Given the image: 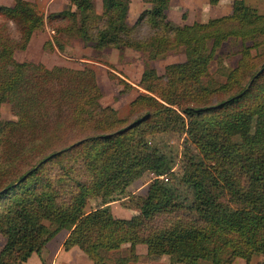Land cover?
I'll return each mask as SVG.
<instances>
[{"label": "trees", "instance_id": "16d2710c", "mask_svg": "<svg viewBox=\"0 0 264 264\" xmlns=\"http://www.w3.org/2000/svg\"><path fill=\"white\" fill-rule=\"evenodd\" d=\"M142 1L134 23L131 0H101L100 12L94 0H68L48 14L29 0L0 5V107L14 115L0 117V264L33 253L46 264V244L62 230L63 249L78 247L92 264L137 262L139 244L147 257L182 264H249L264 255V7L232 0L229 13L179 25L167 15L170 0ZM47 27L50 49L62 50L64 35L97 54L185 59L162 73L146 63L120 116L100 103L93 68L15 58ZM225 45L236 48L235 65L211 71ZM117 79L125 86L118 95L133 87ZM165 133L195 147L185 148L177 172L170 151L153 141ZM145 173V194L123 202L136 213H109L115 192ZM90 199L99 205L87 211ZM125 244L127 255L112 256Z\"/></svg>", "mask_w": 264, "mask_h": 264}, {"label": "rangeland", "instance_id": "374dc122", "mask_svg": "<svg viewBox=\"0 0 264 264\" xmlns=\"http://www.w3.org/2000/svg\"><path fill=\"white\" fill-rule=\"evenodd\" d=\"M232 0H219L214 6H211L209 0H170L169 7L167 10V15L174 23L183 25L191 24L193 22H204L209 18L220 16L229 13L231 10ZM247 3L254 5L258 10H262L264 7V0H246ZM95 9L101 11V0H94ZM66 4L63 6L65 7ZM62 7V8H63ZM147 7V4L143 3L142 0H131L127 21L129 23H134L139 13ZM57 12V11H55ZM48 14V13H47ZM143 28V33L145 32ZM53 32L47 27L43 31L36 32L27 48L23 51H17L15 53V58L19 61L30 60L34 62H41L46 67H52L54 65H64L68 67L81 68L84 66H89L94 69L97 81L102 90V98L100 103L105 105H111L117 110L120 116L126 114L128 110L129 102L137 95L138 90L136 89V82L134 77L140 72L142 68L146 66V63L150 67H154L158 73L164 71V67L170 63L182 62L185 56L182 53H167L163 58L145 62L144 58L137 51L132 49H125V54L120 57L116 49H110L103 51L100 54L95 53L89 47H84L78 39H66L64 35H61V40L63 42V49L58 50L56 46L53 49L49 47H44V43L52 38ZM54 45V43H53ZM236 50L235 47L222 46L216 53L215 58L211 64V71H214L217 65L221 62L226 65L233 66L236 63L237 55L233 52ZM234 54V55H233ZM126 61V62H124ZM127 63V66L122 64ZM121 66V67H120ZM119 75L123 76L121 78ZM118 78L124 80L130 86L123 95H118L119 91L125 86L118 82ZM132 81L133 83H130ZM139 89V88H138ZM0 117L4 120L14 119V115L11 113L10 106L8 104H2L0 107ZM154 143L159 146H165V150L170 151L172 160L171 166L174 172L179 169V160L182 156L185 148L195 150V147L188 141L184 134L177 133H165L160 134L153 140ZM151 175L145 173L141 178L132 182L124 190L121 189L115 192V200L110 202L107 206L109 213L116 217L128 218L135 211L126 208L123 202L131 201L137 195L145 194L148 186V182ZM171 185H176L178 194L184 195L187 193V189L181 185H178L174 180ZM123 190V191H122ZM99 205L97 199H90L86 205V210H90ZM65 230L59 232L53 239H61ZM4 238L0 236V246L3 244ZM50 254L45 259L46 264H54L53 257L58 255V262L55 264H69L70 261L74 264H84L81 260L83 253H81L78 248L75 247L74 251L70 253H63L60 249V241L49 245ZM128 248V247H127ZM140 248L146 249L145 245H140ZM74 249V248H73ZM129 251L123 248L122 251H114L112 256H121L123 254L127 255ZM124 255V256H125ZM60 256H65V258H60ZM78 262V263H77ZM264 262V255H254L252 256L249 264H259ZM72 263V264H73ZM23 264H43L41 258L33 253ZM231 264H246L244 259L236 258Z\"/></svg>", "mask_w": 264, "mask_h": 264}, {"label": "crops", "instance_id": "0c3cea01", "mask_svg": "<svg viewBox=\"0 0 264 264\" xmlns=\"http://www.w3.org/2000/svg\"><path fill=\"white\" fill-rule=\"evenodd\" d=\"M29 1H32L34 2L37 7L40 9V11H42L44 14H47L49 12H55V11H60L62 9V7L67 4L68 0H29ZM219 1V0H218ZM14 3V0H0V5H6V6H10ZM218 3V2H217ZM101 4V3H100ZM126 51V50H125ZM125 51H123V55L125 54ZM119 53V52H118ZM119 55V54H118ZM126 62V61H124ZM127 63H124L122 64L120 67L121 68H118V69H122L123 66H127L126 65ZM144 68H142L140 70V72L137 74V76L134 77V80H138L142 71H143ZM121 78H124L123 76L119 75ZM130 83H133L132 81H129ZM108 206V205H107ZM61 232V231H60ZM64 233L62 238L61 239H51L47 244H46V248H47V255L45 256V259L47 258V256L50 254V247L49 245H53V243H57V241H60V245H61V248L63 250V253H70L71 251H74V250H77L75 249V247H72L71 249L69 250H64L63 247H62V244H63V241L65 240V238L67 237L68 235V232L65 230V232H62ZM140 245H143V244H139V245H136L135 247V251L136 253L140 256V260L137 261V262H129L128 264H182V263H171L169 261V258L168 256L166 255H162V256H158L157 258H152V257H147L146 254H147V250L146 249H143V248H140ZM128 247V248H127ZM74 248V249H73ZM78 248V247H76ZM123 248H126L128 251H129V245L125 244L123 245L120 249H118L117 251H122ZM79 249V248H78ZM77 251H80L81 253H83L80 249L77 250ZM125 254H123L122 256H124ZM83 258H81V260L83 262H85L84 264H92V262L87 258V256L83 253L82 256ZM58 255H55L53 257L54 259V264L56 262H58ZM60 258H65V256H60ZM73 262L70 261L69 264H72ZM78 263V262H77ZM74 264V263H73Z\"/></svg>", "mask_w": 264, "mask_h": 264}]
</instances>
